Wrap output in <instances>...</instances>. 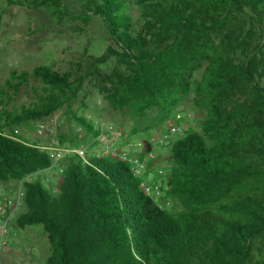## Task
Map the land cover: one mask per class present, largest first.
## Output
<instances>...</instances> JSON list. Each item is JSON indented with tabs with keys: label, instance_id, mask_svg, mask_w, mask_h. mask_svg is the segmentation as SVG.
I'll list each match as a JSON object with an SVG mask.
<instances>
[{
	"label": "trees",
	"instance_id": "16d2710c",
	"mask_svg": "<svg viewBox=\"0 0 264 264\" xmlns=\"http://www.w3.org/2000/svg\"><path fill=\"white\" fill-rule=\"evenodd\" d=\"M5 2L68 15L63 0ZM134 5L140 31L125 0H87L83 12L72 14L84 23L97 17L106 28L110 44L95 64L113 57L123 66L98 79L100 93L134 120L158 108L159 123L169 118L180 94L192 92L196 107L206 111L201 131L169 140L170 164L163 176L153 177L163 191L158 200L141 191L130 164L105 155L65 157L52 192L39 177L26 181L51 160L40 146L16 139L13 127L70 107L79 86L50 66L11 71L6 89L28 78L44 86L34 102L17 110L8 108L11 98L0 89V182L23 186L16 227L42 226L52 249L47 264H264V86L257 76L264 62V0ZM247 11L259 32L248 48L234 27L235 14ZM203 63L201 78L191 80ZM73 118L88 135L99 134L92 121ZM176 201L182 209L173 212L167 204Z\"/></svg>",
	"mask_w": 264,
	"mask_h": 264
},
{
	"label": "rangeland",
	"instance_id": "374dc122",
	"mask_svg": "<svg viewBox=\"0 0 264 264\" xmlns=\"http://www.w3.org/2000/svg\"><path fill=\"white\" fill-rule=\"evenodd\" d=\"M86 1L63 0L68 15L60 16L52 8L29 9L16 5L9 6L5 0H0V13H3L0 23V89L3 88L11 98L8 108L17 110L28 106L43 93L44 87L39 80L28 78L17 88L6 89L5 81L13 70L18 73L31 72L35 66H50L59 73L68 74L74 85L79 86L70 102V107L64 105L52 116L42 121L45 129L41 134L37 132V122H29L14 126L13 136L29 144L51 145L52 140L60 135L64 138L66 145L88 147L87 154H92L94 157L98 156L101 145L91 144L94 140L93 135H88L76 123L73 115L92 121L95 129L104 124H110L123 138L135 137L150 140L152 150L149 154L152 158L148 162L147 176L152 179L156 169H167L170 164V143L167 142L157 147L154 141L157 136L153 133L165 132L168 122L177 113L182 116L186 131L200 132L202 122L206 118V111L196 107L192 92L186 95L180 94V100L169 118L159 123H157L160 117L158 108L148 111L147 117L143 120H134L127 110H114L100 93L101 82L98 79L115 70H123V66L113 57L104 63L95 64L94 59L105 52L110 40L99 18L91 17L88 23H84L77 19V16L72 15L83 12ZM91 1L99 3L101 0ZM125 1L129 5L134 30L140 31L142 22L139 9L134 5L135 0ZM234 25L236 29L239 27L240 32L242 31L241 36L245 42H241L245 43L247 48L255 45L259 32L248 11L245 14H235ZM205 66L206 63H203L197 67L191 80H199ZM257 76L264 86V62L260 65ZM78 80L82 82L78 83ZM77 128L81 130L77 131ZM4 132L10 134L8 129ZM58 183V175L54 174L51 181L47 183V187L55 192ZM22 193L23 186L20 182H0L2 199L16 200L19 197L22 199ZM167 206H172L173 212L182 209L178 201L174 205L167 204ZM23 207L11 218L13 243L10 248L0 249V264H47V258L52 254V249L42 226L16 227L15 220Z\"/></svg>",
	"mask_w": 264,
	"mask_h": 264
},
{
	"label": "built area",
	"instance_id": "2783aa9c",
	"mask_svg": "<svg viewBox=\"0 0 264 264\" xmlns=\"http://www.w3.org/2000/svg\"><path fill=\"white\" fill-rule=\"evenodd\" d=\"M38 134H41L45 125L42 122L36 124ZM81 128H77L80 131ZM16 132V130H14ZM99 134L94 137L91 144H100L98 155L110 156L123 162H127L131 166L132 175L136 178L141 179L140 189L148 197L154 199H160L163 196L161 189L160 180H151L146 175L147 166L152 155L146 153L143 141L141 138L128 137L123 138L119 136L114 127L110 124H104L98 128ZM186 131L185 122L182 116L177 113L173 116L172 120L168 122L167 129L163 133L153 134L157 136L156 142L157 147L161 146L175 136H182ZM151 138V137H150ZM150 142V140H149ZM42 150L46 152L51 160V166L47 169L28 176L26 181H33L39 177L40 181L47 186V183L51 181L53 175H60L62 173V167L60 166L61 161L71 155H77L80 159L85 161L88 153V147L83 146H70L61 144L56 138L52 140L51 145H38ZM152 150V147H151ZM143 153L146 155L143 156ZM156 174L161 177L164 175L163 169H156ZM23 207V200L20 199H2L0 197V249L4 250L10 248L13 243V231L11 227L12 216L21 210Z\"/></svg>",
	"mask_w": 264,
	"mask_h": 264
},
{
	"label": "water",
	"instance_id": "95a60500",
	"mask_svg": "<svg viewBox=\"0 0 264 264\" xmlns=\"http://www.w3.org/2000/svg\"><path fill=\"white\" fill-rule=\"evenodd\" d=\"M143 145L145 147L146 153H150L151 152V144H150V142L147 141V140H144L143 141Z\"/></svg>",
	"mask_w": 264,
	"mask_h": 264
},
{
	"label": "crops",
	"instance_id": "0c3cea01",
	"mask_svg": "<svg viewBox=\"0 0 264 264\" xmlns=\"http://www.w3.org/2000/svg\"><path fill=\"white\" fill-rule=\"evenodd\" d=\"M90 152V151H89ZM92 153V152H91ZM93 154H95V153H93ZM90 156H92V154H89ZM88 154H87V156H89ZM151 180H153V178L151 179Z\"/></svg>",
	"mask_w": 264,
	"mask_h": 264
}]
</instances>
